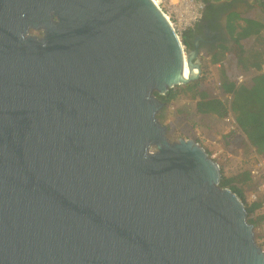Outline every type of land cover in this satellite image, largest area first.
<instances>
[{
    "label": "water",
    "instance_id": "1",
    "mask_svg": "<svg viewBox=\"0 0 264 264\" xmlns=\"http://www.w3.org/2000/svg\"><path fill=\"white\" fill-rule=\"evenodd\" d=\"M201 39L153 0H0V264H264L219 164L158 117Z\"/></svg>",
    "mask_w": 264,
    "mask_h": 264
},
{
    "label": "trees",
    "instance_id": "2",
    "mask_svg": "<svg viewBox=\"0 0 264 264\" xmlns=\"http://www.w3.org/2000/svg\"><path fill=\"white\" fill-rule=\"evenodd\" d=\"M204 1L203 18L184 32L183 42L188 50L193 49L195 38L206 25L203 22L213 30H219L222 28L221 20L225 18V35L212 47L201 46V49H206L211 63L218 66L217 85L210 72L202 70L197 80L170 88L164 95L156 92L166 105L158 117L173 101L182 95H190L197 101L198 114L227 118L232 113L250 145L264 157V0ZM242 5H246L244 11L239 10ZM253 9L259 10L261 15L250 13ZM254 42L256 46L252 45ZM252 68L257 73L238 84V77ZM226 95L230 96L229 102ZM242 176L241 179L222 175L220 185L232 189L242 198L248 210V220L256 228L264 222V214L260 213L264 207V195L248 202L241 181L250 180V173Z\"/></svg>",
    "mask_w": 264,
    "mask_h": 264
},
{
    "label": "rangeland",
    "instance_id": "3",
    "mask_svg": "<svg viewBox=\"0 0 264 264\" xmlns=\"http://www.w3.org/2000/svg\"><path fill=\"white\" fill-rule=\"evenodd\" d=\"M255 12L261 15L259 10H250L252 14ZM252 45L256 46L257 43L254 42ZM200 61L202 70L210 72L213 77L212 80L217 85L218 66L210 63L207 51L204 49L201 50ZM256 73L257 71L252 68L246 74L250 77ZM225 99L229 102L230 96L226 95ZM159 119L168 126L170 140L191 139L200 143L210 153L211 157L215 154V157L212 158L219 164L222 175L242 179V175L246 172L250 173V180L241 181L245 186L247 200H251L252 194L258 193L261 177H253L251 171L258 161L259 155L237 126L232 113L227 118L198 114L197 101L190 95H182L168 105ZM259 158L264 157L259 156ZM262 195L264 194H260V196ZM260 211L261 214H264V207Z\"/></svg>",
    "mask_w": 264,
    "mask_h": 264
},
{
    "label": "built area",
    "instance_id": "4",
    "mask_svg": "<svg viewBox=\"0 0 264 264\" xmlns=\"http://www.w3.org/2000/svg\"><path fill=\"white\" fill-rule=\"evenodd\" d=\"M153 1L163 12L165 17L169 21L171 27L173 28L174 32L176 33V35L183 44H184L183 42L184 32L189 28L193 27L196 23L201 21L206 7L204 0H153ZM248 77L249 76L246 73L241 74L238 77V84L246 80ZM212 157H215V154H213ZM251 173L255 178L256 176L261 177L260 178L261 182L258 189V193L252 194V198L251 200L248 199V202H253L258 199L260 194L262 193L264 194V158H259L258 156V161L254 164ZM255 232L258 239L257 241L264 250V222L262 223V225L255 228Z\"/></svg>",
    "mask_w": 264,
    "mask_h": 264
},
{
    "label": "flooded vegetation",
    "instance_id": "5",
    "mask_svg": "<svg viewBox=\"0 0 264 264\" xmlns=\"http://www.w3.org/2000/svg\"><path fill=\"white\" fill-rule=\"evenodd\" d=\"M222 22V28H220L219 30L211 28L209 25H207L206 22H203V26L200 29V33L198 34V36L202 37V39L200 40V45L202 46V44H204L205 46L208 47H212L213 45L216 44L217 40H220L219 38H222L225 35V30H223V19L221 20ZM31 34L36 35L38 37H42L43 36V31L42 30H34L32 29Z\"/></svg>",
    "mask_w": 264,
    "mask_h": 264
},
{
    "label": "crops",
    "instance_id": "6",
    "mask_svg": "<svg viewBox=\"0 0 264 264\" xmlns=\"http://www.w3.org/2000/svg\"><path fill=\"white\" fill-rule=\"evenodd\" d=\"M249 1H252V0H249ZM245 6H246V5H242V6H240V7H239V10H242V11H244V9H245ZM223 21H224L223 23H225V18H224V20H223ZM203 49H204V48H202L201 50H203ZM204 50H206V49H204ZM208 56H209V55H208ZM209 59H211V58H210V56H209ZM210 63H211V61H210ZM218 65H219V64H218ZM254 70H255V69H254ZM255 71H256V70H255Z\"/></svg>",
    "mask_w": 264,
    "mask_h": 264
},
{
    "label": "bare ground",
    "instance_id": "7",
    "mask_svg": "<svg viewBox=\"0 0 264 264\" xmlns=\"http://www.w3.org/2000/svg\"><path fill=\"white\" fill-rule=\"evenodd\" d=\"M193 73L188 69V67L186 66V71H185V76H189L192 75Z\"/></svg>",
    "mask_w": 264,
    "mask_h": 264
}]
</instances>
